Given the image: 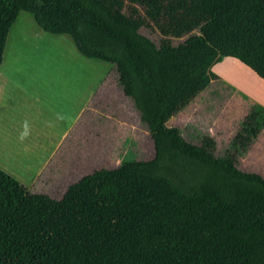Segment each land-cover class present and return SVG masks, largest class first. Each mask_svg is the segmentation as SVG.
Returning <instances> with one entry per match:
<instances>
[{
    "label": "trees",
    "instance_id": "obj_1",
    "mask_svg": "<svg viewBox=\"0 0 264 264\" xmlns=\"http://www.w3.org/2000/svg\"><path fill=\"white\" fill-rule=\"evenodd\" d=\"M22 11L112 64L154 147L32 193L0 167V264H264V176L240 167L264 130L251 101L223 151L168 121L232 57L264 80V0H0V66Z\"/></svg>",
    "mask_w": 264,
    "mask_h": 264
},
{
    "label": "rangeland",
    "instance_id": "obj_2",
    "mask_svg": "<svg viewBox=\"0 0 264 264\" xmlns=\"http://www.w3.org/2000/svg\"><path fill=\"white\" fill-rule=\"evenodd\" d=\"M36 26V21L31 13L22 11L12 27L10 33L9 42L7 43V49L5 51L4 64L0 69L2 75L0 83L8 81V84H14L17 79H11V73L14 72H37L47 69H59L62 71H76L83 72L86 75L87 81L91 78L93 89V103L99 99L108 101L112 105L113 110L124 107L125 113L135 115L139 113L132 98L128 97L123 90V87L119 81L117 73L112 70L113 66L110 63L89 59L84 56L75 46L72 38L69 35H53L39 31L36 33H29L27 30L29 26ZM39 30V29H38ZM43 30V29H42ZM231 69L233 72L249 80L253 79L250 69L244 64H240L231 59ZM222 63V62H221ZM220 64V63H219ZM229 64V63H228ZM227 65H219L218 70H222L224 74ZM249 69V70H248ZM214 71V70H213ZM17 74V73H15ZM20 85L18 84L15 91L16 96L12 98V92L4 93L0 90V120L3 122H36L38 119V112L44 113L50 118L52 124H71L73 123L79 108H75L69 102L53 101L52 104H39L33 103L29 105L30 100L27 96L31 95L29 82L21 76ZM20 77V78H21ZM26 81V82H25ZM16 83V84H17ZM22 84V85H21ZM264 89V85L262 86ZM13 89V88H11ZM213 89H219L214 93H211ZM227 89L221 87V85L215 84L210 87L199 97L198 105L205 107L208 103L212 104L215 101H222L228 98ZM88 93V92H87ZM69 95L71 98H78L79 94L73 95L70 91L67 94L62 93V96ZM10 96V97H7ZM32 97H35L34 95ZM207 101H209L207 103ZM99 102V101H98ZM233 105L237 107L236 112L230 117L232 120L235 117V121L229 125L227 118H224L219 125V121L216 124L210 123L207 118H197L198 123H201L197 128L191 129L186 124L189 121L194 120V113H190L186 117L183 125V134L192 143H200L204 135L211 134L216 137L219 150L223 151L228 146L230 140L234 137L239 123L243 116L246 115L250 101L240 97L237 101H231ZM235 107V108H236ZM226 113V111H225ZM33 119V120H31ZM80 121H76V129L79 128ZM142 122V121H141ZM128 123V122H127ZM116 126L119 128L129 127L128 131L131 133V137L139 142V147L134 145L135 149H130V145L126 142L127 139L115 131H105L104 134L99 133L100 137L94 141L97 152L94 156L88 157V160L83 162L82 170H69V173L63 175V181L59 182V185L55 187H48L41 182L35 185V188H30L32 193L44 194L56 199H60L67 188L79 181L82 177L91 174L93 171L102 168V162L105 160V156L108 152L115 150L118 152L122 160H142L150 159L154 154V147L150 135L143 132V128L140 130L134 129L128 124H123L122 120L115 121ZM205 127H200L201 125ZM227 125V126H226ZM199 127V128H198ZM142 129V130H141ZM104 130V129H103ZM138 132V133H137ZM5 137V138H4ZM263 141V142H262ZM259 142V148L262 149L260 153L248 154L241 159L240 167L246 172H257L264 176V137ZM38 146L35 142L25 141L22 137V141L15 136L6 135L0 132V163L15 164L18 160L27 163H36L39 160L40 153L38 152ZM37 153V156L35 155ZM56 160H54L55 162ZM104 167H109L108 165ZM35 168V166H33ZM257 168L259 170H253ZM20 177V181L27 187L32 182L37 170H13ZM73 181V182H72ZM68 182H71L69 186H64Z\"/></svg>",
    "mask_w": 264,
    "mask_h": 264
},
{
    "label": "crops",
    "instance_id": "obj_3",
    "mask_svg": "<svg viewBox=\"0 0 264 264\" xmlns=\"http://www.w3.org/2000/svg\"><path fill=\"white\" fill-rule=\"evenodd\" d=\"M27 30L29 33H36V35L39 34V31H44L37 22L36 26H29ZM11 31L12 30H10V33ZM10 33L8 35L7 43L9 42ZM5 56L6 55L4 52V57ZM231 59L240 64L242 63L232 57L224 58L223 61H221L222 63H217L212 68V70H214V72L218 74L220 78L213 80L209 85L210 87L219 83L221 87L227 89L226 93L228 98L222 101L212 102V104L208 103L209 101H207L208 104L203 108L198 105V100L199 97L208 89L207 88L202 93H200L189 105L173 116L168 121L169 126L178 127L183 130L184 121L190 113H194L195 115L194 120L189 121L186 124L187 126H190V128H197V126L201 124L198 123L197 118L203 117L207 118V120H209L212 124H216L217 121H219V125L222 123L224 118H227L226 121H229L227 123L232 125L231 123L235 121V117H233L232 120L230 117H232L234 112H236L237 107L233 105L231 101H237V99H240V97L245 98L244 95L248 96L250 100L257 101L264 105V89L262 87L264 85V80L249 67L248 68L250 70H248L251 72L253 78L251 80L233 72L230 67V61H232ZM3 64L4 58L0 69ZM221 64L227 65L226 70H223L226 74H224L222 70H218V67ZM54 67L55 65L52 66V69L49 68L47 70L33 73L25 72L23 74L13 71L14 75L11 73L10 77L12 80L18 78L17 82H21V76H23L29 82L31 95L35 96H27V98L30 100L29 105H32L33 103L52 104L51 102L53 101H62L65 99V102H69L75 108H79L73 123L70 125H63L61 123L52 124L50 122V118L41 112H38V120L36 122L19 121V123H15L13 121L3 122L0 120L1 133L15 136L21 141L23 137L25 141L35 142L38 146L37 149L40 153V156L38 162L36 163L31 164L21 160H18L19 162L15 164L0 163V167L3 170L15 176L17 179H20V177H18L17 173H15L13 170H37L32 182H30V184L27 186L28 190H30V188H35V185L39 182L48 187H55L59 185L60 181L64 180L63 175L69 173V170H82L83 166L81 164L87 161L88 157L94 156L97 152L94 141L100 137L99 133L104 134L106 130L118 132L122 138L127 139L126 142L130 145L128 152L131 149H135V147H133L134 145L139 147L140 143L131 137V133L128 131L129 127H124V129L121 127L118 128L115 124L116 120H122L123 124L125 125L129 123L131 128H138L137 130L143 128V130H141L149 135L147 127L141 122L140 113H136L133 116L131 114L125 113L126 111L124 110V107L118 108L119 106L117 107V110H113L111 109L112 105H110L108 101L105 102L103 99H99V102L97 101L94 105L92 80L90 78L87 81L85 73L69 70L62 71L59 69H53ZM1 77L2 75L0 74V79ZM16 83L15 85L8 84V81L6 80L5 82L0 83V90H2L4 93L11 91L13 93L11 96L14 98L16 96L15 91L17 86L18 84L20 85V83ZM217 90L219 89H213L211 93H214ZM70 91L73 92V95L78 93L79 99L76 97L71 98L69 95L62 96V93L67 94ZM83 117L84 119L80 123L79 128L76 129V121L82 120ZM200 127L205 126L202 124ZM263 137L264 130L248 154H258L262 151V149L259 148V142L262 141ZM35 155L37 156V153ZM54 160L56 161L54 162ZM121 162L122 158L118 152L112 150L106 154L105 160L102 162L101 167L107 168L104 166L108 165L109 169H113L119 166ZM33 166H35V168H33ZM253 170L259 169L254 168ZM70 184L71 182H68L64 186H69Z\"/></svg>",
    "mask_w": 264,
    "mask_h": 264
}]
</instances>
